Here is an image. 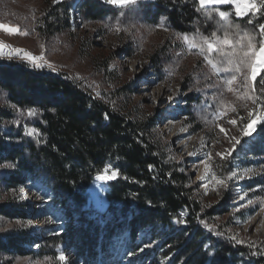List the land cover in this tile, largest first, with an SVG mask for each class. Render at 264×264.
Returning <instances> with one entry per match:
<instances>
[{"label": "trees", "instance_id": "trees-1", "mask_svg": "<svg viewBox=\"0 0 264 264\" xmlns=\"http://www.w3.org/2000/svg\"><path fill=\"white\" fill-rule=\"evenodd\" d=\"M221 10L229 13L227 18L218 15ZM72 13L83 22L103 23L109 30H124L137 23L161 25L202 44L203 54L224 78L233 74L224 69L231 67L229 58L235 60L231 53L240 51L236 42L246 34L258 42L259 24L264 23V13L236 17L231 5L202 8L198 0H138L124 7L107 0H50L37 31L51 36L68 30ZM225 34L233 46L220 45L208 52L203 41L215 43ZM160 56L155 53L150 58L158 63ZM247 71L236 73L240 88L246 84ZM263 77L264 71L254 82L257 98H264ZM183 84L186 104L201 106L206 114L219 109L217 102L208 103L200 92L189 90L186 81ZM0 91L5 102L0 106V196L8 191L18 193L27 182H39L64 221L54 240L66 242L85 261L96 259L120 240L134 243L141 233L142 243L149 238L152 244L137 258L170 256L167 264H264L257 247L237 244L209 224L210 218L226 213V202L202 206L197 201L187 175L155 132L156 118L114 109L64 73L33 70L25 62L5 57L0 58ZM31 110L35 116L22 121L23 114L18 119V111ZM25 127L36 134L28 136ZM249 151L264 157V121L250 139ZM109 160L115 163L117 177L110 183L108 206L103 212L88 209V186ZM24 205L15 199L0 200V225L2 220L27 219ZM181 210L187 212L184 219L179 216ZM217 232L223 236L217 237ZM39 238V233L14 227L1 230L0 256L39 257L29 247ZM205 245L211 247L205 250ZM42 247L47 249L45 244Z\"/></svg>", "mask_w": 264, "mask_h": 264}, {"label": "rangeland", "instance_id": "rangeland-1", "mask_svg": "<svg viewBox=\"0 0 264 264\" xmlns=\"http://www.w3.org/2000/svg\"><path fill=\"white\" fill-rule=\"evenodd\" d=\"M48 1L0 0V24L18 29L17 33L0 30V42L6 45L4 49L12 52L11 56H4L2 51L0 58L11 57L24 62L22 57L26 52L36 56L43 52L45 60L55 66L56 73H64L78 81L93 97L133 116L156 118L155 132L164 142L168 154L187 175L188 185L197 201L202 206L226 202V213L210 218L209 224L228 237H235L243 246L252 245L264 253V191H261L264 188V157L249 151L250 139L264 119L258 121L251 135L243 134L248 114L255 109L259 115L260 109L259 104L254 105L251 99L243 98L246 86L240 88L236 81L233 91L229 92L226 81L230 77H222L199 49L190 47L188 40L161 25L137 23L124 30H109L103 23L83 22L72 13L68 30L41 36L37 24ZM59 1L62 0H54V3ZM231 6L235 11V6ZM155 53L161 55L158 63L150 58ZM261 72L258 70V76ZM185 81L189 90L200 92L208 103L217 102L219 109L206 114L201 106L186 104ZM254 82L250 81L252 91L248 92L249 96L254 95ZM169 97L173 99L169 100ZM4 104L0 91V106ZM201 104L207 107V102ZM23 114L22 121L30 117L29 112L18 111V119ZM231 120L236 123L231 124ZM31 130L25 127V132ZM233 137L238 143L228 152ZM217 153H227L228 159H222ZM205 164L209 168L207 173ZM109 166L110 170L105 173L104 169ZM105 168L99 174L111 175L116 171L112 160ZM231 172L243 179L227 180L226 189L213 185V175L225 179ZM96 177L87 189L86 208L103 212L108 206L110 183L116 178L100 181ZM7 198L26 204L28 218L2 220L0 231L14 227L30 234L39 233L40 237L29 246L38 251L39 257L0 256L9 264H167L170 260V256L163 259L155 255L137 258L140 251L148 250L152 244L149 238L142 243L140 233L134 241L138 247L123 239L96 259L85 261L66 242L54 240L64 221L50 204L48 190L39 182H27L18 193L8 191L0 196V200ZM248 200L253 203L249 204ZM179 216L184 219L187 212L181 210ZM48 217L51 219L45 223ZM42 244L47 246L44 251ZM61 255H64V261L59 259Z\"/></svg>", "mask_w": 264, "mask_h": 264}, {"label": "snow or ice", "instance_id": "snow-or-ice-1", "mask_svg": "<svg viewBox=\"0 0 264 264\" xmlns=\"http://www.w3.org/2000/svg\"><path fill=\"white\" fill-rule=\"evenodd\" d=\"M138 0H107V3L115 5L117 7H124L125 5H131L137 3ZM155 2V0H153ZM199 3L202 8L208 6V5H234L235 6V16L236 17H242L246 15L247 13H252L254 15L264 13V0H199ZM218 15L221 18H227L229 13L227 11H219ZM0 30H5L10 33H17L18 29L12 28L9 25L0 24ZM259 30H260V39L257 42L256 37L252 35H247L244 37H241L240 40H238L236 43L239 45L240 51L239 52H232L231 57L227 60V64L230 65V68H225L224 71L226 72H232L230 79H227L226 84L228 85V91H233V85L237 81V75L236 73H241V70L246 68L248 71L245 75V81H246V88L247 92L244 94V99H251L253 101V104H259V115L256 114V110L254 109L252 112L248 114L247 122L244 124L243 128V134L245 136L251 135V133L255 130L254 126L257 125L258 121L264 119V99H258L256 96H249L248 92L252 91V85L250 81H254L257 79L258 76V70L264 71V23L259 24ZM185 40H187V37H184ZM189 46L192 48H201V54H203V45L202 44H196L192 41H188ZM203 44H206V49L208 52H212L215 48H217L220 45H229L233 46L232 39L229 38L227 34L223 36L222 39H218L215 43L204 40ZM6 47V45L3 44V42H0V52L3 51V49ZM20 51V50H17ZM11 59V57H9ZM22 60L33 70H44L47 69L49 72L56 73V68L52 63H49L45 60L44 53L41 52L39 56L33 55L31 52H26L25 55L22 57ZM210 65H212L213 69H216V65L212 63L211 60L208 61ZM96 95L99 97L100 93L97 92ZM175 95V94H174ZM261 97H264V91L261 92ZM169 100H172L173 97H169ZM35 111L31 110L29 111L30 116H35ZM107 119V116L105 117ZM231 124H235L236 120H231ZM221 132H224V129H220ZM26 134L28 136L35 135V130L26 131ZM232 147L228 150V152H231L232 149L236 147V144L238 141L235 137L232 138ZM191 155V153L189 154ZM217 155L221 156L222 159L227 160L228 156L227 153H217ZM14 167V165H13ZM110 170V166L106 167L104 169V172H108ZM209 171L208 165L205 164V172L207 173ZM117 177V172L112 171L111 175H105V174H98L96 179L100 181H111L114 178ZM199 180H203L204 177H198ZM241 180L243 179L242 176H239L236 172H231L229 176H227L225 179L217 178L215 175L212 176V183L214 186L218 188H228L227 180ZM205 191H207V186H205ZM261 191H264V188L261 189ZM249 204H252V200H248ZM51 219L50 217L45 219V223ZM32 220H29L28 223L32 224ZM19 223V221H17ZM177 224H180L181 221H176ZM209 232H211V229H208ZM217 237H222L223 233L217 232ZM232 239L235 243L239 244L241 241L237 240L235 237H229ZM211 245H205V250L210 248ZM249 247H252V245H249ZM264 254V253H261ZM134 255V254H133ZM210 255H214V253H211ZM252 255H256V253H253ZM61 261L65 260L64 255H61L59 257Z\"/></svg>", "mask_w": 264, "mask_h": 264}, {"label": "built area", "instance_id": "built-area-1", "mask_svg": "<svg viewBox=\"0 0 264 264\" xmlns=\"http://www.w3.org/2000/svg\"><path fill=\"white\" fill-rule=\"evenodd\" d=\"M2 54L4 56H11L12 54L11 49H4Z\"/></svg>", "mask_w": 264, "mask_h": 264}, {"label": "water", "instance_id": "water-1", "mask_svg": "<svg viewBox=\"0 0 264 264\" xmlns=\"http://www.w3.org/2000/svg\"><path fill=\"white\" fill-rule=\"evenodd\" d=\"M15 54H18V52L16 51Z\"/></svg>", "mask_w": 264, "mask_h": 264}]
</instances>
